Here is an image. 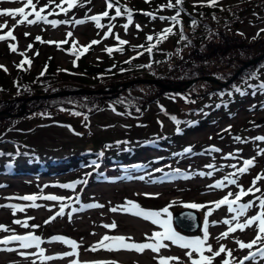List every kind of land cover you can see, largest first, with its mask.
Here are the masks:
<instances>
[{"label": "rangeland", "instance_id": "rangeland-1", "mask_svg": "<svg viewBox=\"0 0 264 264\" xmlns=\"http://www.w3.org/2000/svg\"><path fill=\"white\" fill-rule=\"evenodd\" d=\"M6 1L7 0H0V10L16 9L23 6L20 2H14L11 5ZM188 1H190V3H194L199 1L205 2L206 0ZM221 1L222 0H219L220 4ZM238 1L240 0H227L228 3H237ZM42 2H45V0H42ZM102 2L103 0H90V2H88V0H78L77 13L68 16L64 20L69 19L68 21H71L72 19H84L86 22L82 25H75L72 23H60L56 27H52L51 24L46 25L44 23L43 25L40 23L35 25L27 23L18 25L17 22L21 19L20 17L12 19L8 16H0V25L5 23L8 25L7 28L0 31V35L6 34L9 30H13V35L16 37L15 40L9 38L7 40L0 41V65L7 68V73H11L17 65H19V58L21 60H25V58H27L26 54L22 56L20 53H27L29 50L30 53H32L31 49H33V46L29 49L28 46L31 44L29 42V38L25 36V33H29V35H40L41 33L43 36L42 39L45 43H40L39 46L42 47L44 53H48L49 55L52 54L53 58L61 68L75 66L78 61L76 56L72 53L66 54L61 52L56 44L46 43L47 41H63L67 38L66 34L70 31L73 33V36L68 40V43L78 40L79 44L77 45V49H79L80 45H87L93 40L100 41V44L96 47L94 52L90 54V61L92 62L93 60L94 64L99 63L102 59L101 52L109 47L111 42H116L117 40L114 37V35H116L114 33L105 39L104 36L108 27H101L102 30H100V28L95 26V22L89 19L90 16L99 14L98 11L100 7H102ZM118 2L122 3L125 7L131 8L134 12V10L139 8L137 3L154 2L161 5L164 2V5L167 7L169 0H147V2L146 0H118ZM171 2L175 4V0H171ZM249 7L251 8L243 10L240 20L227 24L228 26L234 27L238 33L245 38L256 37L260 33H264V31H261L264 29V4L256 2V4L251 3ZM53 10L55 12H59V10L55 7ZM166 12L167 11H164V13ZM170 13L172 14L173 11ZM59 15H62V13ZM55 16L57 15H51L48 19L57 20ZM29 19H32V17H29ZM211 21L214 22L213 19ZM126 23L127 22H124L121 28H117L115 31L120 39L129 42L131 45H136L138 41L144 39L146 37L145 34L148 33L150 29H155L157 31L164 25L169 27L172 24L169 21L160 22L159 20H155L154 22H151L152 24H149L147 22L135 20V22L133 21V23L129 24L127 30H125L123 25ZM177 36L179 37L178 33ZM178 39L179 40L176 42L177 44H175L171 35L167 34L162 47L159 48V50H161L160 56L167 57L169 53L174 55L177 47L182 45L184 42L183 39ZM10 44L16 45V52H12L10 50ZM141 59L143 60V64H148L149 57L146 56ZM102 63H104V61H102ZM140 80L143 79L128 81L122 86V89L125 90L126 88L124 87L126 85L141 84L135 83V81ZM158 84L161 83L158 82ZM154 86L159 87L157 85ZM118 89V87H114L109 90H98L105 91V93L102 94L109 95L115 93ZM58 93L67 94L72 92H57L54 94ZM40 97L41 95H37L31 98L42 99ZM31 98H27L21 107L26 106L28 104L27 101ZM179 105L180 104H177V100L171 97H166L162 101V106L170 110L172 114L178 111ZM158 109L160 108L151 106V111H157ZM247 109L248 108L246 107H240L234 118L224 119L216 126H209L208 128L189 136L187 138L189 144L200 142L199 146L193 144L194 148L192 152L179 155L175 163L169 164V162L164 159L161 160V162L153 163L149 168H144V173H142L143 170L138 169H133L129 172L131 169L126 168L125 171H127V173L123 172L120 174L122 177L119 176L117 171L115 174L116 176H114V172L109 169L114 162L109 156H107L102 166L105 167L106 173L111 179L106 182L96 183L90 179L86 184L78 183L85 180L84 176L87 174L86 171L88 168L83 171V173H81L82 171L78 173H76V171L70 172L67 168L63 167L57 170L49 168L47 173H39L38 175H34L30 171L31 176H28V172H22V175L14 176V180H10L6 177H0V225L7 226L12 230L9 233L0 232V237L10 235L12 233L26 235L31 232L32 234L41 237L44 241V243L41 244V248L44 250V255L55 257L52 260H43V258L39 255L40 249L36 248L22 250L31 253V255L27 258L18 255L17 252H0V264H33V261H35V264H70V262L74 259H78L80 262H87V264H98V262L102 261H118L119 264H158V256L179 257L180 260L183 261V264H189L187 257L185 256V252L187 250L181 249L179 246L173 245L169 241L164 242L168 245V247L162 248L159 254L153 253L151 250H145L143 254H137L134 251L109 252L102 248L96 251H90L87 249L97 245L106 234L110 236L122 235L125 237H132L135 242H146L145 234L151 236L154 231H162V229H159L158 226L153 225L150 221H144L142 218H135L130 214H122L120 212L112 213L109 211L111 207L124 206L126 201L137 202L145 210L155 211L162 210L171 205V207H169V212L172 214V217L186 210H194L196 212L199 211V217H201V228L196 233L181 232L174 223L173 227L181 235L188 238L202 236V226L205 219V213L209 208L214 207L210 204V202L220 200L229 190L233 193L239 190L235 186H231L230 188L226 187L224 189L209 188V185L223 179L227 173L233 171V169L227 167V165L236 163L238 166H242L243 159L256 157L255 166L250 168L248 173L239 178L238 183L243 185L245 190L251 186L254 177L260 173H264V155L257 156L258 149H264V142L254 140L255 137H264V112L256 110L255 112L250 113ZM6 111L8 112V110ZM63 114L66 113L63 112ZM155 116L147 112L140 118L127 119L107 110L98 116L84 118L82 126L79 127L77 132H75L71 128L62 124L67 123L65 118H62L58 114H51V116L44 118L42 121L29 119L20 123L13 130L8 132L7 135L0 137V140L6 139L9 141L19 142L22 145H30L51 156L56 153L60 155H67L68 151L65 149L70 146H74L73 150L75 152L82 151L83 148H85V144L90 140L87 134L94 139L113 140L117 143L115 147L121 148L120 143L126 144L127 141H138L141 138L156 134L157 130L170 134L173 129L177 127V121L173 123L172 121L165 120L162 116H159L156 120L154 119ZM146 121H149L148 125L145 124ZM250 122L257 123V126L253 125L250 131L243 132V134H241L243 128ZM179 125L180 124H178V126ZM232 133H239L241 136H244L245 134L248 139L253 140L254 142H250L248 146L237 141L232 142L233 139L230 135ZM209 139L212 141V147L218 148L221 151L211 152L206 151L208 149L202 148V145L208 143L207 141ZM123 140H126V142H121ZM0 148L11 150V146L8 143L4 144ZM237 150H239L240 159H224V157L229 153H237ZM148 155L157 156V152L154 149H150ZM209 164H215L218 168H221V166L223 167L219 171H214L211 177L199 176L197 174L199 172L207 173L211 171L206 167ZM17 166L19 171L26 170L21 166V161H18ZM157 169H161L162 171H156ZM176 169L180 170L179 174L175 172ZM79 173L82 175L76 176ZM128 173H130V175L125 176V174ZM185 174H187L190 178H183ZM129 176L132 178H127ZM141 176H143L144 179H140L139 177ZM113 177L114 180H112ZM66 184H74L75 187L74 189L61 187ZM257 186L264 190V180L260 181ZM145 193L159 195L146 197L144 195ZM25 195H36L38 197L56 195L59 197L73 198L79 196L81 202L77 203L74 199L66 200L65 203L70 207H66L65 215L63 217H57L55 220L46 223V221H49L50 217H52L59 210V203L43 199H37L34 202L24 201L21 199H10L23 197ZM257 195H259V193H257ZM251 199H253L252 196H246L241 202H247ZM33 203H35L37 207H31V204ZM70 203L74 205L71 206ZM90 203H98L104 205V207L83 209L77 211L76 213H71V207L80 209L81 205ZM186 203L208 205V208L189 209L183 207ZM12 204L23 207L24 210L16 211L14 215L13 210L10 207H2L4 205ZM257 211L258 209L254 207L247 213V215H255ZM225 218H230V214L227 212L226 206H222L220 209L214 210L213 214L208 217V220L211 224V222L222 221ZM15 220H20L21 222L27 221L28 225H38L39 227L25 228L22 224H15ZM113 222L118 225L115 230L103 227V225L111 224ZM226 230L227 226L223 223L209 227L210 239L208 243L213 246L214 250L218 249L221 244L225 245L227 249L233 250V257L236 258H242L247 255L248 250H240L238 245L235 243V240H241L243 242L251 241L256 235L255 226L246 229L244 232H240L238 230L235 233L230 234L228 238L222 239L218 242L216 237L220 236L221 233ZM57 236L75 241L79 247L73 250L69 245H66L63 242L54 241L53 238ZM11 247H18V245L14 244L11 245ZM69 251L78 252V257L64 256V254ZM253 251H255V249H253ZM224 258H226V255L221 254L220 257H217L213 261V264H221ZM171 264H177V262L173 260L171 261ZM246 264H248V262H246ZM258 264H264V262H260L258 260Z\"/></svg>", "mask_w": 264, "mask_h": 264}, {"label": "trees", "instance_id": "trees-1", "mask_svg": "<svg viewBox=\"0 0 264 264\" xmlns=\"http://www.w3.org/2000/svg\"><path fill=\"white\" fill-rule=\"evenodd\" d=\"M6 2L12 5L15 0ZM59 2L60 0H56V3ZM200 2L202 1L190 3L188 0H183L181 5L173 8H167L164 2L161 5L154 2H140L137 3L139 8L137 9L135 6L137 10L134 12L131 8L126 7L132 12L131 23L135 20L149 24L155 20L172 23L170 18L180 11V16L177 18L178 23L175 25L172 23L169 26L173 29L170 35L175 44H177L178 38L182 39V36L186 39H183L184 42L177 47L174 55L169 53L167 57H161V50H159L166 39V36H161V33L166 27L169 28L167 25L157 31L150 29L145 34L146 37L138 41L136 45H131L129 42L120 45L117 40L111 42V45L101 52L102 59L97 64H94L93 60L90 61V54L100 43L92 45L86 53L79 56L77 65L69 68L59 67L52 54L43 52L42 47L39 46L41 42L36 39V37L43 38L41 33L40 35H27L26 37L29 38V42L33 46L32 53L30 50L25 53L31 61V65L24 64L23 69L16 67L11 73L0 68V112L8 110V113H18L27 98L37 95L67 93L82 89L87 91L109 90L114 87L119 89L109 95H67L55 99L34 98L26 105L25 113L21 117L0 118V137L7 135L26 120L42 121L51 114H58L65 118L67 123L62 124L75 132L82 126L84 118L98 116L107 110L127 119H137L149 112L156 115L154 117L156 120L162 116L167 121L173 123L177 121L178 123L170 134L157 130L156 134L138 141L126 142L123 140L121 142H126V144L120 143L121 148L115 147L117 143L113 140L94 139L87 134L90 140L85 144V148L80 152H75L74 146H70L65 149L68 151L67 155L56 153L51 156L30 145L2 139L0 147L8 143L11 150L0 148V177L14 180V176L22 175V172H28V176H31V172L34 175L45 174L49 168L57 170L64 167L70 172L76 171V173L81 171L83 173L87 168L90 173L94 169H98L95 175L99 174L97 179L99 181L106 178L105 172L100 171L99 168L107 156L114 162L112 168H115L120 174L126 168L131 169L129 172L133 169L142 170L164 159L172 164L175 163L179 155L186 154L185 149L191 147L193 150L194 145L199 146L200 142H195L193 145L187 141V138L194 133L209 126H216L224 119L234 118L240 107L248 108L250 113L256 110L264 112V89L260 88V85H264V58L257 64L246 67L225 87L200 81L181 92L166 91L154 85L142 84L129 85L125 90L122 89V86L128 81L139 79L157 80L174 89L181 88L189 81L204 77H212L224 83L243 65L264 54V33H260L256 37L245 38L236 29L231 32L226 27V23L240 20L243 10L250 9L251 3L261 2L264 4V0H240L237 3H228L227 0H222L221 4L218 0L215 7L207 6V0ZM48 3L49 0H45V2L39 0L37 8ZM117 6L121 9L125 8L118 0ZM54 7L53 4L47 11H52ZM64 7L67 5L65 4ZM105 10L106 0H103L98 13H103ZM47 11L43 14L47 15ZM164 11L167 12L164 13ZM76 13L77 7L71 9L67 15L62 13L55 18L63 21ZM109 15H115L114 8L109 11ZM212 19L214 22L211 21ZM192 21H196L194 27ZM217 21L225 23V26L218 29L215 25ZM124 22L128 23V19L127 14L123 12L120 17L114 20L101 19L103 27L113 25L112 33L116 34L114 37L117 36L115 30L121 28ZM40 24L43 25V22ZM106 31L108 32V30ZM149 35L154 38L151 42L146 39ZM70 44L72 43L61 44L58 49L66 54L72 53L73 49ZM150 44L156 45L152 52L146 51ZM109 48L113 49L111 54L106 51ZM146 56L149 57L148 64H143L141 58ZM21 61L19 58V65ZM45 66H47L46 71ZM42 72L43 75H41ZM236 88H239L244 95L237 92ZM166 97L177 100V104H180L178 111L172 114L170 110L162 106V101ZM151 106L161 109L151 111ZM73 113H80V115ZM145 124L148 125L149 121H146ZM178 124L180 125L178 126ZM253 125L257 126V123H248L241 134L250 131ZM230 135L233 139L232 142L241 143L235 139L236 137L246 141L244 145L247 146L250 142H254L248 139L245 134L244 136L239 133ZM207 142L202 145V148L212 149V141L209 139ZM150 149H154L157 156H149ZM18 161H21V166L26 170H18ZM93 162L99 167L94 166ZM81 173L76 176H81Z\"/></svg>", "mask_w": 264, "mask_h": 264}, {"label": "snow or ice", "instance_id": "snow-or-ice-1", "mask_svg": "<svg viewBox=\"0 0 264 264\" xmlns=\"http://www.w3.org/2000/svg\"><path fill=\"white\" fill-rule=\"evenodd\" d=\"M15 2H20L23 4L22 7L16 8V9H2L0 10V16H8L12 19H16L17 17H20L21 19L18 20L17 24H30L35 25L37 23L43 22L44 24H51L52 27H56L60 23L64 24H75V25H82L86 21L84 19H75V20H64V21H58V20H49L48 17L51 15H59L60 13H63L64 15H67L68 12L78 6V0H60L59 3H56V0H49V3L44 5L43 7L37 8V5L39 3V0H15ZM90 2V0H88ZM147 2V0H146ZM183 3V0H175V4L169 0V3L167 7L173 8L177 5H181ZM218 3V0H207V6L209 7H215ZM55 5V8L59 9V12L53 11H47L49 7L52 5ZM67 5V7H64V5ZM114 8L115 15L110 16L109 11ZM28 9V10H26ZM47 11V15H44ZM122 12L127 14L128 23L123 25L125 30L128 28V24L132 21V12L128 8L121 9V7L117 6V0H106V10L98 15L90 16L89 19L93 22H95V26L97 28L103 27L101 24L102 18H108L109 20H114L117 17H120L122 15ZM180 16V11L176 12V15L171 17V21L173 25L178 23V17ZM29 17H34L33 19H29ZM196 25V21H192V26L194 27ZM8 25L5 23L3 25H0V31H2L4 28H7ZM112 27L113 25H108V32L105 33L104 38L107 39L109 35H112ZM139 27V26H137ZM173 29L172 27H169L165 29L161 36H166L167 34L172 33ZM261 31H264L262 29ZM182 32V28H181ZM29 35V33H25V36ZM73 36V33L70 31L66 34V39L63 41H47L46 43L49 44H56L58 47L61 44L68 43V40L71 39ZM11 38L12 40H15L16 37L13 35V30H9L6 34L0 35V41L7 40ZM120 45H125L128 42L125 40H122L117 35L115 37ZM38 41L41 43H45L40 37H36ZM149 42L153 41V36L149 35L146 38ZM182 39H186L182 36ZM100 41L93 40L88 45H80L79 49L77 50V45L79 44L78 40H75L72 42V54L76 56L77 59H79L80 55H83L86 53L89 48L92 45L98 44ZM155 44H150L149 47L146 49L148 52H152L153 48L155 47ZM10 50L12 52L17 51V47L15 44L9 45ZM29 49H31L32 45L28 46ZM143 47V46H140ZM119 50V49H117ZM109 54L112 53L113 49L109 48L106 50ZM38 54V53H37ZM20 55L24 56L25 53H20ZM130 63V61H128ZM24 64L31 65V61L29 59H25L21 61L20 65H17L18 68L23 69ZM0 68H3L5 71H7V68L5 66L0 65ZM47 66H45L46 71ZM44 73L42 72L41 75ZM261 89H264V85H260ZM237 92H240L241 95H244L243 92L239 88H236ZM74 115H80V113H73ZM173 119H175L173 117ZM178 123V122H177ZM236 140L240 141L241 143H244L246 141L241 140L240 137H236ZM254 140L264 142V137H255ZM211 152H219L221 151L218 148H212L210 150ZM186 153H191L192 148L189 147L185 149ZM102 155V154H101ZM264 155V149H258L257 156ZM224 159H231V160H238L239 157V150H237V153H229L227 156L224 157ZM255 159L256 157L243 159L242 166H238L236 163H232L227 165V167L233 169V171L227 173L223 179L216 181L214 184L209 185V188L212 189H224V188H230L231 186H235L239 190L235 193H233L231 190L227 192L225 196H223L218 201L210 202L214 207L209 208L208 211L205 213V219L202 226V236H196L192 238L185 237L181 235L176 229L173 227V218L172 214L169 212V207H165L162 210L155 211V210H145L139 203L133 202V201H126L124 206H116L111 207L109 211L112 213L120 212L122 214H130L131 216L135 218H142L144 221H150L153 225L158 226L159 229H162V231H154L151 236H148L145 234V241L146 242H135L132 237H125L122 235H116V236H110L105 235L102 237L101 241L98 242L97 245L92 246V248L87 249L90 251H96L99 249H104L109 252H120V251H129V252H135L137 254H143L145 250H151L153 253L159 254L162 248H167L168 245L165 244V241L171 242L173 245L179 246L181 249L187 250L185 252V256L187 257V260L189 264H213V261L220 257L221 254H225L226 258H224L221 262V264H258V260L260 262H264V190H262L260 187H258V183L262 180H264V173L258 174L256 177H254L252 184L250 187H248L246 190L244 189L243 185H240L238 183L239 178L248 173L250 168L255 166ZM94 166L99 167L98 165H95V162H93ZM211 171L209 172H199L197 173L199 176H209L211 177L214 171H219L221 168H218L215 164H209L206 166ZM156 171H162L161 169H157ZM175 172L177 174L180 173L179 169H176ZM131 179L132 177H127ZM140 179H144L143 176L139 177ZM183 178L187 179L190 178L187 174L183 176ZM78 183H84L86 184L87 181H81ZM63 188H70L74 189V184H66L62 185ZM259 193V195H257ZM147 196H158L159 194H153V193H145ZM246 196H252L253 199L248 200L247 202H241L242 199ZM10 199H21L24 201H36L37 199H43V200H49V201H56L59 203V210L50 217L49 221H46V223H49L53 220H55L57 217H63L65 215V209L66 207H70L68 204L65 203L66 200H75L77 203H79V196L76 197H59L56 195H45V196H36V195H25L23 197L18 198H10ZM258 202V203H257ZM222 206H226L227 212L230 214V218H225L222 221H214L209 222L208 217H210L213 214L214 210L220 209ZM2 207H10L13 210V214L15 215L16 211H23V207H20L18 205L12 204V205H4ZM31 207H37L35 203L31 204ZM104 205L98 204V203H90V204H84L81 205V208L78 209L76 207H71V213H76L77 211L83 210V209H95V208H103ZM185 208L189 209H201V208H208V205H200L196 203H186L183 205ZM257 208L258 211L255 215L248 216L247 213L252 210L253 208ZM166 217V218H164ZM243 218V219H242ZM15 224H22L25 228H38V225H28L27 221L21 222L20 220H15ZM219 223H223L227 226V230L223 233H221L220 236L216 237V240L219 242L222 239H226L230 236V234L235 233L236 231L244 232L246 229L252 228L255 226L256 229V235L254 238L249 242H243L241 240H235V243L238 245L240 250H248V254L243 256L242 258H236L233 257V250L227 249L225 245L221 244L218 249H213V246L208 243L210 239V233H209V227L216 226ZM106 229L115 230L118 225L116 223L111 224H105L103 225ZM12 230L9 229L7 226L0 225V232L9 233ZM54 241H60L63 242L66 245H69L71 249L75 250L79 247V245L72 240L65 239L64 237L57 236L53 238ZM107 242V243H106ZM44 243V241L41 239V237L32 234L29 232L26 235H19L12 233L10 235H6L3 237H0V252H6V253H12L17 252L18 255L27 258L31 253H28L26 251L27 249H40L39 255L43 258V260H52L55 257L52 256H45L44 250L41 248V244ZM18 245V247H11V245ZM255 249V251H253ZM207 253V254H206ZM64 256L67 257H78V252L75 251H69L64 254ZM158 264H171V261L175 260L177 264H183V261L180 260L179 257H162L158 256ZM33 264H35V261H33ZM70 264H87V262H80L78 259H74L70 262ZM98 264H119L118 261L112 262V261H102L98 262Z\"/></svg>", "mask_w": 264, "mask_h": 264}, {"label": "water", "instance_id": "water-1", "mask_svg": "<svg viewBox=\"0 0 264 264\" xmlns=\"http://www.w3.org/2000/svg\"><path fill=\"white\" fill-rule=\"evenodd\" d=\"M263 58H264V54L261 55L260 57L256 58V59L252 60L251 62L246 63L233 75V77L229 81H227L225 84L219 83V85L225 86L226 84H229L242 72V70H244L246 67H248L250 65H254V64L260 62ZM199 81H211L213 83H217L216 80L211 78V77H205V78L200 79ZM195 82H197V81L193 80V81L186 83L183 88L172 89L170 87L158 84L157 80L143 79L140 81H135V83L157 85L160 88H162L164 90H168V91L169 90L181 91V90L186 89L187 87H189L191 84H193ZM126 86L124 88H126ZM102 93H105V91H101V90L87 91V90L82 89V90L73 91L72 93H67V94L58 93V94H53V95H46V96L44 95V96H41L40 98H42V99L43 98L44 99L51 98L52 99V98H57V97H61L64 95H95V94H102ZM23 111H24V106H22V110H21L20 114L14 115V117L21 116L23 114ZM0 115H4V113H1ZM199 216H200L199 213L194 211V210H186V211H183L182 213L174 215L173 221H174V224L179 229H181L182 231H184L186 233H196L197 231H199V229L201 227V220H200Z\"/></svg>", "mask_w": 264, "mask_h": 264}, {"label": "bare ground", "instance_id": "bare-ground-1", "mask_svg": "<svg viewBox=\"0 0 264 264\" xmlns=\"http://www.w3.org/2000/svg\"><path fill=\"white\" fill-rule=\"evenodd\" d=\"M195 81H199V79H195ZM163 86H167V85H163ZM167 87H170V86H167ZM170 88H172V87H170Z\"/></svg>", "mask_w": 264, "mask_h": 264}]
</instances>
